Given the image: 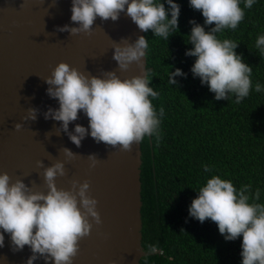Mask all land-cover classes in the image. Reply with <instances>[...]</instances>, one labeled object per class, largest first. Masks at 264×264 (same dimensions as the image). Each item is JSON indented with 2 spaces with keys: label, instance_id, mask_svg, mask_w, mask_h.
Instances as JSON below:
<instances>
[{
  "label": "clouds",
  "instance_id": "obj_1",
  "mask_svg": "<svg viewBox=\"0 0 264 264\" xmlns=\"http://www.w3.org/2000/svg\"><path fill=\"white\" fill-rule=\"evenodd\" d=\"M166 3L168 9L161 0H72L71 21L79 26L64 25L57 30L72 36L91 35L97 17L115 22L120 13L126 11L141 31L151 30L155 37L168 41L178 30L180 5L174 0H166ZM189 3L202 13L205 25L215 24L205 31L203 26L190 21L193 27L187 43L193 47L185 55L196 57L191 68L193 76L209 87L216 100L230 101L234 96L235 103H241L253 87V69L236 53V42L220 40L216 34L225 29L235 30L244 19V9H251L255 0H244V9L240 7V0H189ZM122 41L123 44L116 43L113 47V59L118 68L126 71L133 62L144 68L142 58L146 59L149 46L146 37L139 36L132 43L125 38ZM255 46L264 54V35L256 39ZM185 75L177 68L171 71L168 83L175 85V77ZM44 80L49 86L46 90L49 97L59 102V108L50 107L44 118L61 122L59 130L77 147L89 134L95 142L121 151H130L134 143L140 144L146 137H154L159 143L164 109L161 107L157 113L153 106L152 100L158 97V92L149 86L151 79L145 68L144 74L130 79L119 78L116 71L104 72L101 78L85 75L68 63L60 62ZM255 91L259 93L264 89L256 83ZM81 111L87 116L89 127L76 124L74 131H69V124L79 118ZM37 112L38 109L29 108L23 119L34 121ZM21 127L20 123L15 124V130ZM63 152L67 160L77 155L68 148H63ZM88 159L90 167L100 161L95 154H89ZM37 166L44 169L46 193L33 191L23 179L11 182L6 172L0 174V229L3 230L0 231V248L4 246V233H7L13 251H21L26 245L30 248L32 255L26 264H33L38 258H43L45 264H73L79 241L90 235L92 222L97 225L102 222L97 211L98 201L89 195L90 185L86 180L83 183L73 180L68 190L58 189L55 180L58 175L66 174L64 162L58 160L45 167L38 161ZM204 171L210 172L211 168L204 165ZM250 189L249 184L237 190L230 180L214 175L197 191L189 215L201 223L208 219L215 222L227 241L242 236L241 264H264V204L249 202L260 199V190L250 196Z\"/></svg>",
  "mask_w": 264,
  "mask_h": 264
},
{
  "label": "water",
  "instance_id": "obj_2",
  "mask_svg": "<svg viewBox=\"0 0 264 264\" xmlns=\"http://www.w3.org/2000/svg\"><path fill=\"white\" fill-rule=\"evenodd\" d=\"M71 7L72 0H0V174L6 172L11 182L23 179L33 191L46 193L44 169L37 162L45 167L64 162L66 174L56 177V186L68 190L73 180L88 181L102 221L97 225L89 218L91 233L79 241L73 264H140L147 255L141 245L140 144L121 151L95 142L89 134L77 147L59 130L61 122L44 118L50 107L59 108L58 100L47 94L44 78L60 62L101 78L107 71H116L121 79L142 75L146 59L142 58L144 68L133 62L121 71L113 47L123 44L122 38L132 43L145 35L126 11L115 22L97 17L91 35L58 31L64 25L79 26L71 21ZM29 108L38 109L34 121L23 119ZM78 115L69 131L76 124L89 127L87 116L82 111ZM16 123L22 125L18 131ZM63 148L77 155L67 160ZM89 154L100 160L95 167H90ZM4 237L0 264H26L30 248L13 251L9 234ZM33 264L45 260L38 258Z\"/></svg>",
  "mask_w": 264,
  "mask_h": 264
},
{
  "label": "trees",
  "instance_id": "obj_3",
  "mask_svg": "<svg viewBox=\"0 0 264 264\" xmlns=\"http://www.w3.org/2000/svg\"><path fill=\"white\" fill-rule=\"evenodd\" d=\"M161 2L169 8L166 0ZM174 2L180 5L178 30L168 41L151 30L144 32L149 86L158 92L152 103L157 113L163 107L164 116L159 143L154 137L140 143L141 245L147 254L140 264H241L242 236L225 240L215 222H199L189 215V207L214 175L230 180L237 190L250 184V196L259 189L260 199L249 202L264 204V91H255L256 83L264 89V54L255 46L264 35V0H255L251 9H244L240 0L244 19L235 30L216 34L236 42V53L253 69V87L239 104L234 96L216 100L193 76L196 57L185 55L193 47L187 43L190 21L205 31L215 24L205 25L189 0ZM177 68L186 75L175 77L177 83L170 85L169 75ZM204 165L211 171L205 172Z\"/></svg>",
  "mask_w": 264,
  "mask_h": 264
}]
</instances>
